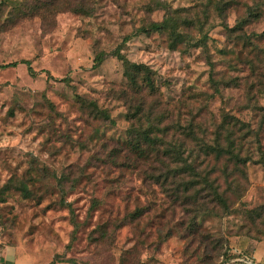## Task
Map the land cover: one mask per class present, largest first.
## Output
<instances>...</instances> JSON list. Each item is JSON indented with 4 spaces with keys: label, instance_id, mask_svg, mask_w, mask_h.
I'll return each mask as SVG.
<instances>
[{
    "label": "rangeland",
    "instance_id": "1",
    "mask_svg": "<svg viewBox=\"0 0 264 264\" xmlns=\"http://www.w3.org/2000/svg\"><path fill=\"white\" fill-rule=\"evenodd\" d=\"M210 1L97 0L92 16L14 22L0 4V66L29 60L34 73L0 69V193L9 181L30 193L0 194V264L8 247L11 264H264V40L253 35L264 18L232 33L227 26L256 4L237 0L220 14ZM166 8L196 26L181 28L190 42L177 50L150 30ZM117 53L152 69L155 135L180 144L191 127L198 141L186 159L199 172L215 164L203 143L215 144L226 115L240 121L241 156L251 161L231 166L230 177L219 165L210 175L228 209L173 202L149 179L155 166L127 153L131 103ZM79 97L110 119L95 118Z\"/></svg>",
    "mask_w": 264,
    "mask_h": 264
},
{
    "label": "trees",
    "instance_id": "2",
    "mask_svg": "<svg viewBox=\"0 0 264 264\" xmlns=\"http://www.w3.org/2000/svg\"><path fill=\"white\" fill-rule=\"evenodd\" d=\"M97 0H3L0 4L6 5L12 11L8 18L11 22L17 19H28L39 17L44 20L53 17L54 14L70 11L79 15L92 16L94 5ZM212 0L209 3L221 14L227 9L238 6L237 0ZM256 4L247 10L248 16L242 20H237L233 27L227 29L234 33L243 31L248 24L260 23L264 18V0H253ZM166 13L161 22L153 23L150 30L153 32L167 35L171 41V49L177 50L179 46L190 42V37L183 34L180 30L184 27H196L193 21L180 22L170 9H165ZM202 27V26H200ZM258 41L264 40V32L253 34ZM252 43V41H251ZM194 46H199L195 44ZM257 46L254 45L253 50ZM260 53L258 54V56ZM117 58L123 65V76L126 80L128 89L121 92V96L131 103L128 119L131 122L127 153L133 157L134 161L148 163L155 166L158 174H152L149 179L165 188L173 202H181L183 206H196L197 209L206 210L208 205L216 204L220 208L228 209V202L225 195L221 192V186L217 184V179L211 180L210 175L217 174V166H222L224 176H232L231 166L240 171V166L246 165L251 161L250 157H242L243 140L240 137L242 128L238 129L240 121L236 117L226 115L223 124L216 130L215 144H206L204 141V154L208 160L215 161L212 171L201 173L199 169L191 165L186 156L189 152V144L198 141L191 127L186 129V138L180 144L176 142H166L155 132L160 129L154 124V116L151 108L146 107V98L157 94V86L154 80L152 69L143 63H133L127 58L117 53ZM106 57L105 53H100L96 61L101 64ZM24 64L30 74L31 61L23 60L0 66V69L17 67ZM132 96V97H130ZM79 102L83 108L90 110L91 115L97 119L109 120L110 116L106 110L100 109L96 102L88 101L79 97ZM148 115V117H147ZM144 118L148 126L144 127ZM195 140V141H194ZM156 165H159L157 167ZM154 170V169H153ZM15 190L23 192L28 198V189L20 184L9 181L2 189V195L7 191ZM4 199L2 198L1 201ZM72 214L71 204L62 202ZM137 214V213H136ZM74 225L77 227L74 218Z\"/></svg>",
    "mask_w": 264,
    "mask_h": 264
},
{
    "label": "crops",
    "instance_id": "3",
    "mask_svg": "<svg viewBox=\"0 0 264 264\" xmlns=\"http://www.w3.org/2000/svg\"><path fill=\"white\" fill-rule=\"evenodd\" d=\"M16 250H14L12 247H8L5 251V258H4V264H11L10 261L15 257Z\"/></svg>",
    "mask_w": 264,
    "mask_h": 264
}]
</instances>
